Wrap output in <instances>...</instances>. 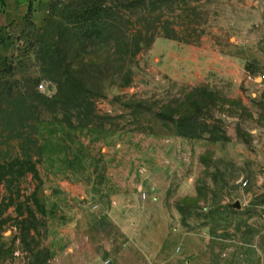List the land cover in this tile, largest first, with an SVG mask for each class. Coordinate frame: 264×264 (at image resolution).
I'll return each instance as SVG.
<instances>
[{"label":"rangeland","instance_id":"1","mask_svg":"<svg viewBox=\"0 0 264 264\" xmlns=\"http://www.w3.org/2000/svg\"><path fill=\"white\" fill-rule=\"evenodd\" d=\"M214 176L264 206V0H52L0 57V264H258Z\"/></svg>","mask_w":264,"mask_h":264},{"label":"crops","instance_id":"2","mask_svg":"<svg viewBox=\"0 0 264 264\" xmlns=\"http://www.w3.org/2000/svg\"><path fill=\"white\" fill-rule=\"evenodd\" d=\"M4 3V10L0 12V57L10 47L14 41L16 34L20 30L28 27H41L45 24L52 12V0H0ZM214 176L210 179V205H209V222L215 236L226 237L230 234V238L241 247L250 249L258 257V264H264V206L255 202L254 194L256 192L255 179L249 178L244 183V187L236 188L233 194L238 198L237 202H241L239 213L231 215L226 210H221L219 206L218 194L215 189L224 192V187L219 185V181ZM251 179V180H250ZM227 192V191H225ZM228 193V192H227ZM229 195V193H228ZM99 195V192L97 193ZM252 197V199H249ZM250 201H249V200ZM247 200V203L245 202ZM98 206H106L103 198L98 200ZM108 202V201H107ZM238 204V203H237ZM248 204V205H245ZM109 206V205H107ZM235 206V205H234ZM216 208L220 211L216 212ZM215 210V211H214ZM214 211V212H213ZM234 225L233 232L221 231L229 228L228 224ZM226 225V226H225ZM225 228V229H224ZM217 229H219L217 231ZM211 231V228H209Z\"/></svg>","mask_w":264,"mask_h":264},{"label":"trees","instance_id":"3","mask_svg":"<svg viewBox=\"0 0 264 264\" xmlns=\"http://www.w3.org/2000/svg\"><path fill=\"white\" fill-rule=\"evenodd\" d=\"M0 3L2 4V6H5L3 1H0ZM89 10H87L85 13H80V14H77V13H72V19L74 20L75 23H77V21H79V19L82 17L83 19L88 17L87 19H85L86 21H88L90 23V27L92 28V31H91V36L92 37L93 35H98L100 37V39H103L105 40V35L106 33L109 32V22L111 21H105L106 19H108V14L105 13V11H101L102 13H99L96 9L94 8H88ZM101 10V9H100ZM96 20H99V21H96ZM109 20V19H108ZM70 24H73V23H70ZM120 29V28H119ZM118 29V31H119ZM90 34V33H89ZM88 39V38H87ZM52 70H54L53 72L55 74H57L58 72V69L57 68H52ZM182 113H184L186 116H188V109L187 108H184ZM189 117H186V119H188ZM185 130L187 128H191L190 127H183ZM210 133V131H209ZM187 134V133H186ZM210 141L212 142H227L228 140L225 138V137H218L216 136L215 133H210ZM183 136H187V135H183ZM193 136L194 138H199L197 135H191ZM32 165V164H31ZM31 172H33L35 174V177L41 182V179L39 177V173L38 171L36 170L35 166L33 165V167H31Z\"/></svg>","mask_w":264,"mask_h":264},{"label":"water","instance_id":"4","mask_svg":"<svg viewBox=\"0 0 264 264\" xmlns=\"http://www.w3.org/2000/svg\"><path fill=\"white\" fill-rule=\"evenodd\" d=\"M234 208H235V209H240V204H239V203L236 204V205L234 206Z\"/></svg>","mask_w":264,"mask_h":264},{"label":"built area","instance_id":"5","mask_svg":"<svg viewBox=\"0 0 264 264\" xmlns=\"http://www.w3.org/2000/svg\"><path fill=\"white\" fill-rule=\"evenodd\" d=\"M40 88H41V89H43V88H44V86L42 85Z\"/></svg>","mask_w":264,"mask_h":264}]
</instances>
